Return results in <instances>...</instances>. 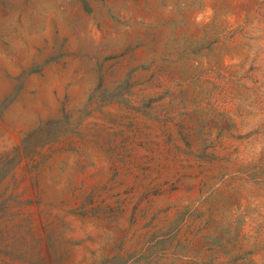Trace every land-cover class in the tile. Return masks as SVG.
Wrapping results in <instances>:
<instances>
[{"label": "rangeland", "instance_id": "1", "mask_svg": "<svg viewBox=\"0 0 264 264\" xmlns=\"http://www.w3.org/2000/svg\"><path fill=\"white\" fill-rule=\"evenodd\" d=\"M0 264H264V0H0Z\"/></svg>", "mask_w": 264, "mask_h": 264}]
</instances>
